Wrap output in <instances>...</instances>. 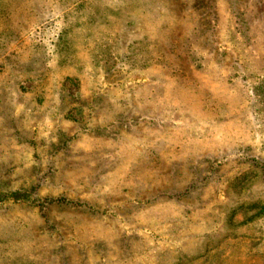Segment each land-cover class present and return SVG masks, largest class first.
I'll return each instance as SVG.
<instances>
[{
    "label": "rangeland",
    "instance_id": "rangeland-1",
    "mask_svg": "<svg viewBox=\"0 0 264 264\" xmlns=\"http://www.w3.org/2000/svg\"><path fill=\"white\" fill-rule=\"evenodd\" d=\"M0 264H264V0H0Z\"/></svg>",
    "mask_w": 264,
    "mask_h": 264
}]
</instances>
